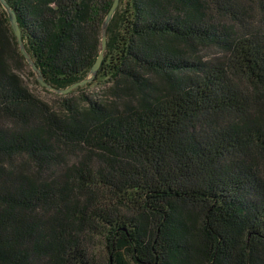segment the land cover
<instances>
[{
    "label": "trees",
    "instance_id": "trees-1",
    "mask_svg": "<svg viewBox=\"0 0 264 264\" xmlns=\"http://www.w3.org/2000/svg\"><path fill=\"white\" fill-rule=\"evenodd\" d=\"M6 2L48 85L89 76L114 0ZM106 37L56 109L0 3V264H264V0H120Z\"/></svg>",
    "mask_w": 264,
    "mask_h": 264
},
{
    "label": "water",
    "instance_id": "water-1",
    "mask_svg": "<svg viewBox=\"0 0 264 264\" xmlns=\"http://www.w3.org/2000/svg\"><path fill=\"white\" fill-rule=\"evenodd\" d=\"M0 3L8 15L11 28L14 32L16 39H17L19 50H20L22 56L25 58L28 66L30 67L31 71L33 72V74L35 76L36 81L38 82V84L41 88H43L47 91H50V92H54L58 95L67 96L71 92L76 90L77 88L85 87L87 84L92 83L97 78L99 70H100L102 62H103L104 53H105L106 46H107L106 32H107V29H108L111 21L113 20L115 14H116V12L119 9L120 0H114L112 8L110 9L109 13L107 14V16L103 22L102 39H101V53H100L96 63L94 64L93 68L91 69L89 76L86 79H84L83 81L78 82V83H76V84L72 85L71 87L64 89V90L55 89L46 83L42 72L38 69L36 64L33 62V60L31 59V57L29 56V54L25 48V45H24V42L22 39V33L20 30L15 12L11 9V7L8 5L6 0H0Z\"/></svg>",
    "mask_w": 264,
    "mask_h": 264
},
{
    "label": "rangeland",
    "instance_id": "rangeland-1",
    "mask_svg": "<svg viewBox=\"0 0 264 264\" xmlns=\"http://www.w3.org/2000/svg\"><path fill=\"white\" fill-rule=\"evenodd\" d=\"M21 76L25 80L26 84L29 86V88L35 93L36 96H38L41 100L49 103L52 107H55L56 109L59 108L60 98H79L81 95L80 93H75L73 95H67L62 96L58 95L54 92L47 91L39 86V84L34 83V79L29 77L26 72H22ZM107 88L108 86L97 84L93 85L91 87H88L83 93L90 98L96 99V100H104L107 97Z\"/></svg>",
    "mask_w": 264,
    "mask_h": 264
}]
</instances>
